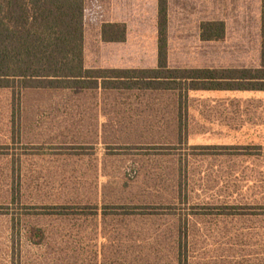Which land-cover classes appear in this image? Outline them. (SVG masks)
<instances>
[{
  "label": "rangeland",
  "instance_id": "rangeland-1",
  "mask_svg": "<svg viewBox=\"0 0 264 264\" xmlns=\"http://www.w3.org/2000/svg\"><path fill=\"white\" fill-rule=\"evenodd\" d=\"M248 24L167 67L260 68ZM0 264H264V91L0 89Z\"/></svg>",
  "mask_w": 264,
  "mask_h": 264
},
{
  "label": "trees",
  "instance_id": "trees-1",
  "mask_svg": "<svg viewBox=\"0 0 264 264\" xmlns=\"http://www.w3.org/2000/svg\"><path fill=\"white\" fill-rule=\"evenodd\" d=\"M84 0H0V89H132L264 91V0L261 11V67L169 69L167 0H158L157 66L150 70L85 69ZM215 30L213 34L209 32ZM203 40H220L224 24L201 26ZM106 42H123L125 28L102 29ZM182 251L179 249L181 258Z\"/></svg>",
  "mask_w": 264,
  "mask_h": 264
},
{
  "label": "crops",
  "instance_id": "crops-1",
  "mask_svg": "<svg viewBox=\"0 0 264 264\" xmlns=\"http://www.w3.org/2000/svg\"><path fill=\"white\" fill-rule=\"evenodd\" d=\"M252 1H254L253 6ZM261 11L262 0H167V63L171 46L170 36L181 35L188 29H195L200 35L203 24L219 22L224 24L226 35L229 28L248 27L252 14L260 20L261 27ZM108 25L123 26L125 40L104 41L102 29ZM157 37L158 0H84L83 65L85 69H154L157 66V53L155 63L153 54L158 47ZM91 40L99 48V65L88 64V43ZM147 51L152 53L151 66H130L124 61L125 54L136 52L145 55Z\"/></svg>",
  "mask_w": 264,
  "mask_h": 264
}]
</instances>
